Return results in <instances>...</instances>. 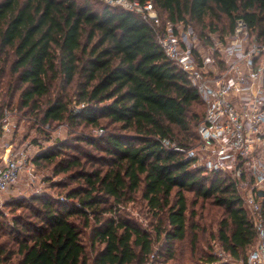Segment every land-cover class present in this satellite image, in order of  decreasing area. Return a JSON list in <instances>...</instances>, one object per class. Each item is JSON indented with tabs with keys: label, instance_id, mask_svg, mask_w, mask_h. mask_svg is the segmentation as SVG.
<instances>
[{
	"label": "trees",
	"instance_id": "obj_1",
	"mask_svg": "<svg viewBox=\"0 0 264 264\" xmlns=\"http://www.w3.org/2000/svg\"><path fill=\"white\" fill-rule=\"evenodd\" d=\"M129 1L152 2L159 25L105 0H0V90L10 98L0 115L21 90L20 109L40 134L67 124L68 139L41 148L34 160L78 181L72 188L67 180L52 183L64 190L58 196L12 200L11 219L0 211V264L16 256L20 264H90L89 251L93 264H146L163 237L174 260L190 232L192 250L197 246L189 194L223 209L217 239L237 263L257 241L230 175L187 158L199 145L205 105L159 38L169 24H183L205 41L231 33L243 18L264 40V0ZM73 103L82 107L75 111ZM139 194L158 222L151 230L127 212ZM218 260L210 254L197 263Z\"/></svg>",
	"mask_w": 264,
	"mask_h": 264
},
{
	"label": "built area",
	"instance_id": "obj_2",
	"mask_svg": "<svg viewBox=\"0 0 264 264\" xmlns=\"http://www.w3.org/2000/svg\"><path fill=\"white\" fill-rule=\"evenodd\" d=\"M110 2L140 13L156 25L160 23L150 1ZM198 37L190 25L169 24L159 38L167 58L186 73L205 105L199 145L187 153V158L196 167L230 175L243 192L257 241L247 251L245 261L238 264H264V40L243 18L236 19L227 35L210 33L206 45H200ZM9 133L6 116L0 121V137L6 139ZM0 148H5L0 153L2 205V195L16 183L28 160L25 150L13 155L9 142Z\"/></svg>",
	"mask_w": 264,
	"mask_h": 264
},
{
	"label": "rangeland",
	"instance_id": "obj_3",
	"mask_svg": "<svg viewBox=\"0 0 264 264\" xmlns=\"http://www.w3.org/2000/svg\"><path fill=\"white\" fill-rule=\"evenodd\" d=\"M110 2V0H105ZM227 20H224L226 23ZM197 33V32H196ZM198 35V34H197ZM199 38V37H198ZM208 44L207 41L200 40V45ZM2 84L8 81L7 78L2 79ZM5 87L0 90V106L5 103H9L10 98L4 96ZM20 93L21 90L15 91V98L11 99V106H4V111L0 115V121L8 116L10 121V133L6 139L0 137V146L2 143L9 142L11 145V153L14 155L22 150H25L27 155V163L24 171L20 174L16 183L9 189V191L2 195L4 197V203L0 205V211H2L8 219L12 218V213L8 203L14 199L21 197H30L35 194H51L58 196L60 192L64 190L51 187L52 183L63 182L67 180V176L64 174L56 175L54 173V165H51L45 161L37 163L34 159L39 154L41 148L48 149L57 141L67 140L69 137V129L67 124L55 123L51 127H47L45 134H40L37 131V126L30 120V115L26 113L27 109H20ZM8 105V104H7ZM82 105L71 104V108L77 111ZM96 132V133H95ZM94 133L97 134V131ZM44 133V132H43ZM101 134L100 131H98ZM86 149H89L83 144ZM5 148H0V153H3ZM96 155H98L95 152ZM3 164V161L0 160ZM87 169H90V165H87ZM69 182L68 188L76 187L78 181ZM65 193L62 198L65 197ZM61 199V198H60ZM197 202V204H195ZM2 203V202H1ZM189 203V223L199 227L197 232L198 241L194 250L191 247L192 233L190 232L184 242H178L175 246V258L171 260L166 255V244L163 238L157 240L154 244L153 253L151 254L146 264H175L177 262L182 263L181 259H184L185 264H198L197 260L205 255H215L219 260L214 264H238L221 246L220 241L217 239V232L219 224L222 221L224 211L222 208L214 205L211 201L195 200L193 194L188 195ZM127 212L130 214V218L137 221L143 228L152 229L158 224L156 219L148 210L147 204L141 199L140 194L137 195V201L127 204ZM19 213V211L17 212ZM195 233V232H194ZM88 232L84 236V242L88 247ZM89 251V249H88ZM91 258L90 264H93L94 256L88 252ZM12 264H20V257L16 256L12 260Z\"/></svg>",
	"mask_w": 264,
	"mask_h": 264
},
{
	"label": "water",
	"instance_id": "obj_4",
	"mask_svg": "<svg viewBox=\"0 0 264 264\" xmlns=\"http://www.w3.org/2000/svg\"><path fill=\"white\" fill-rule=\"evenodd\" d=\"M261 196L263 195V192L262 191H260V193H259Z\"/></svg>",
	"mask_w": 264,
	"mask_h": 264
}]
</instances>
